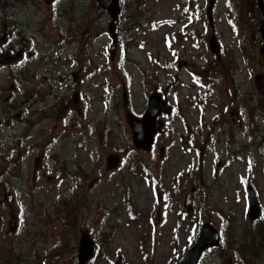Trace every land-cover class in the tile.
<instances>
[{
  "label": "rangeland",
  "instance_id": "1",
  "mask_svg": "<svg viewBox=\"0 0 264 264\" xmlns=\"http://www.w3.org/2000/svg\"><path fill=\"white\" fill-rule=\"evenodd\" d=\"M11 7L15 21L0 14V264H79L82 234L97 246L86 264H173L204 223L222 241L199 264H264L256 0H123L116 42L96 0ZM154 92L171 110L147 150L128 120Z\"/></svg>",
  "mask_w": 264,
  "mask_h": 264
},
{
  "label": "water",
  "instance_id": "2",
  "mask_svg": "<svg viewBox=\"0 0 264 264\" xmlns=\"http://www.w3.org/2000/svg\"><path fill=\"white\" fill-rule=\"evenodd\" d=\"M101 8H104L110 18L108 22V35L112 42H116L115 21L118 18L121 0H96ZM257 6L264 15V0H256ZM211 8L208 9V13ZM264 37V22L261 27ZM218 50V45L214 40H210V48ZM171 106L167 104V98L160 93L154 92L148 96L147 109L140 118L129 117L128 123L132 132V141L136 147L149 150L157 132L155 120L161 113H169ZM158 122H160L158 120ZM114 160V161H113ZM117 162V158L110 160ZM248 203H249V218L255 220L260 215V208L257 204L255 196L250 187H247ZM217 229H214L211 224L204 223L199 231V237L196 244L191 247L187 255L178 263L175 264H196L201 252L207 247H212L220 243L221 237ZM87 234H82L78 246L77 260L79 264H85L86 261L94 255L95 245ZM115 264H123L121 258H117Z\"/></svg>",
  "mask_w": 264,
  "mask_h": 264
},
{
  "label": "flooded vegetation",
  "instance_id": "3",
  "mask_svg": "<svg viewBox=\"0 0 264 264\" xmlns=\"http://www.w3.org/2000/svg\"><path fill=\"white\" fill-rule=\"evenodd\" d=\"M16 4V0H11L10 1V3H8V7H6V11L7 12H3L2 13V11H1V8H0V14L2 13L3 15H6V17H7V19H11V18H13V20L15 21L16 20V15H14L13 14V11L12 10H10V9H8L9 7H11L12 5H15ZM12 8V7H11ZM123 8V3L121 4V9ZM120 9V14H119V16H121V14H122V10ZM8 12H9V15H8ZM118 16V18H120ZM118 20V19H117ZM263 20H264V16L261 14V15H259V18H258V33H259V35H260V41L263 43V45L261 46V49H264V37L261 35L262 33H261V31H260V26H261V24H262V22H263ZM131 25H129V27H130ZM122 29H121V27L120 26H118V24H117V21H116V32H117V34L121 31ZM237 70H238V67H237V65L236 64H231V66H230V72L232 73V74H236L237 73ZM40 98H43L41 95H36V97H35V99L36 100H38V99H40ZM38 113H40V112H38Z\"/></svg>",
  "mask_w": 264,
  "mask_h": 264
},
{
  "label": "trees",
  "instance_id": "4",
  "mask_svg": "<svg viewBox=\"0 0 264 264\" xmlns=\"http://www.w3.org/2000/svg\"><path fill=\"white\" fill-rule=\"evenodd\" d=\"M1 3H2V2H1ZM1 11H2V10H1ZM5 12H7L6 9H5Z\"/></svg>",
  "mask_w": 264,
  "mask_h": 264
}]
</instances>
